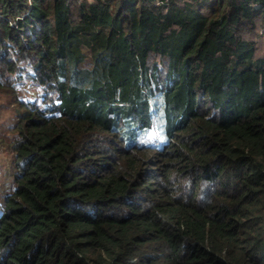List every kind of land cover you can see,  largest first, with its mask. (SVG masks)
Returning a JSON list of instances; mask_svg holds the SVG:
<instances>
[{
  "label": "trees",
  "instance_id": "trees-1",
  "mask_svg": "<svg viewBox=\"0 0 264 264\" xmlns=\"http://www.w3.org/2000/svg\"><path fill=\"white\" fill-rule=\"evenodd\" d=\"M0 264H264V0H0Z\"/></svg>",
  "mask_w": 264,
  "mask_h": 264
},
{
  "label": "rangeland",
  "instance_id": "rangeland-1",
  "mask_svg": "<svg viewBox=\"0 0 264 264\" xmlns=\"http://www.w3.org/2000/svg\"><path fill=\"white\" fill-rule=\"evenodd\" d=\"M6 89L15 92V95L19 100H36L39 92L37 87L35 88L28 82L20 81V85L16 83L4 84L2 90H0V138L9 135L12 123L16 119L14 105L12 103V96L6 94ZM12 156L7 149L0 144V214L3 209L4 198L7 194L11 193L14 189L13 183V169L11 165Z\"/></svg>",
  "mask_w": 264,
  "mask_h": 264
}]
</instances>
